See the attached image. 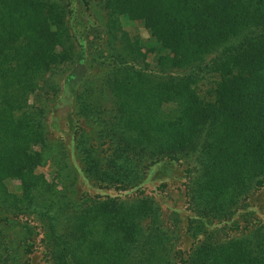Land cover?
I'll list each match as a JSON object with an SVG mask.
<instances>
[{
	"label": "rangeland",
	"instance_id": "374dc122",
	"mask_svg": "<svg viewBox=\"0 0 264 264\" xmlns=\"http://www.w3.org/2000/svg\"><path fill=\"white\" fill-rule=\"evenodd\" d=\"M31 1L42 12L57 3L62 7L74 47L72 59L31 74L35 87L23 111L28 116L14 138L29 135L21 130L28 120L35 137L26 151L37 155L20 159L21 173L14 174V162L0 190V264L87 263L93 254L83 261L74 254L83 246L91 251L98 246L102 224L119 223L123 213L139 228L128 245L129 264L157 263L163 253L166 259L176 256L171 264H264V171L252 173L257 182L247 184L246 178L239 186L220 185L197 149L154 162L149 157L172 151L171 144L162 142L160 149L154 142H140L135 130H117L130 104L126 111L146 103L162 120L175 111L174 103L163 101L158 107L156 98L148 96L131 97L127 104L131 88L124 87V76L132 78V73L124 70L122 81L118 64L126 56L137 58L144 66L137 78L154 77L157 66L158 46L143 22L120 14L108 0ZM8 10V0H0V29L9 24L2 18ZM135 37L143 40L137 44L143 59L128 52ZM2 49L0 93L10 88L11 74L4 43ZM46 80L59 88L47 92ZM2 103L9 105L8 99ZM7 119H2L0 156L12 144ZM6 165L0 157L1 170ZM123 231L110 237L115 247L109 257L120 253ZM85 235L87 243L94 235L96 244L87 245ZM149 236L152 245L142 248L140 240ZM152 249L154 261L147 259ZM105 263L99 257L92 261Z\"/></svg>",
	"mask_w": 264,
	"mask_h": 264
},
{
	"label": "trees",
	"instance_id": "16d2710c",
	"mask_svg": "<svg viewBox=\"0 0 264 264\" xmlns=\"http://www.w3.org/2000/svg\"><path fill=\"white\" fill-rule=\"evenodd\" d=\"M108 1L112 2H109L111 7L120 8V14L142 21L158 46L152 78H137L138 69L144 70L137 58L126 56L118 64L122 81L124 70L132 73V78L128 73L124 76V87L131 88L127 104L131 97L138 100L145 96L156 98L158 107L163 101L175 104L174 113L165 120L146 103L136 106L138 110L133 113L126 111L132 109L130 104L124 109L125 117L117 130H135L140 142H154L160 149L162 142L171 144L172 151L163 149L149 157L154 162L172 157V152L187 155L188 150L195 148L207 160L216 175L213 179L220 185L239 186L246 178L247 184L251 180L257 182L258 176L252 173L264 171V0ZM31 3V0H8V16L2 18L9 24L0 29V52L4 53V43L11 70L10 88L0 93V131L2 119L8 118L5 124L11 126L13 135L11 148L0 156L7 163L5 168H0V190L5 177L13 173L14 162H17L14 174L21 173L25 170L18 165L20 159L37 155L26 151L35 137L28 120L21 130L29 135L19 140L14 138L19 123L28 116L23 111L29 90L35 87L31 74L72 59L74 47L62 7L57 3L54 10L42 12ZM138 43L143 44L140 37L131 39L128 52L143 59L145 55L137 49ZM43 85L47 92L59 88L49 80ZM3 99H8V106L2 103ZM132 223L123 213L119 223L102 224L103 230L97 234L101 243L92 251L83 246L74 259L83 261L93 254L92 260L84 264H92L95 257L103 258L105 264L127 262L128 245L139 231L137 222ZM124 227V238L118 245L120 253L109 257L115 247L110 237ZM83 240L87 245L96 244L94 235L88 243L87 235ZM140 242L142 248L153 243L150 236ZM155 250L147 254V259L153 260ZM168 252L173 254L171 250ZM163 254L152 264L176 262L175 255L166 259V253Z\"/></svg>",
	"mask_w": 264,
	"mask_h": 264
}]
</instances>
